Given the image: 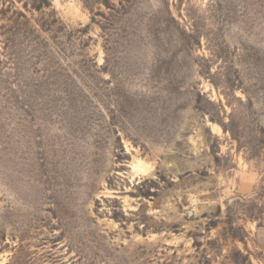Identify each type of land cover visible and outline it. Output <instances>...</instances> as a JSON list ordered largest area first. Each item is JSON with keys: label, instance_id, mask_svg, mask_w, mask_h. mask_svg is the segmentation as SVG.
<instances>
[{"label": "rangeland", "instance_id": "obj_1", "mask_svg": "<svg viewBox=\"0 0 264 264\" xmlns=\"http://www.w3.org/2000/svg\"><path fill=\"white\" fill-rule=\"evenodd\" d=\"M0 264H264V0H0Z\"/></svg>", "mask_w": 264, "mask_h": 264}]
</instances>
